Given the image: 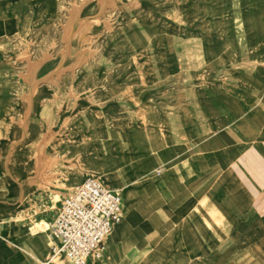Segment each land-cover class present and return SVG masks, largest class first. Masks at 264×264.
<instances>
[{
    "label": "rangeland",
    "instance_id": "rangeland-1",
    "mask_svg": "<svg viewBox=\"0 0 264 264\" xmlns=\"http://www.w3.org/2000/svg\"><path fill=\"white\" fill-rule=\"evenodd\" d=\"M262 65L264 0H30L0 38V254L47 259L61 191L95 176L123 214L88 264H264L230 171L264 151Z\"/></svg>",
    "mask_w": 264,
    "mask_h": 264
},
{
    "label": "built area",
    "instance_id": "built-area-1",
    "mask_svg": "<svg viewBox=\"0 0 264 264\" xmlns=\"http://www.w3.org/2000/svg\"><path fill=\"white\" fill-rule=\"evenodd\" d=\"M122 214L120 191L95 176L86 177L60 200L51 223V259L62 256L73 264H87L100 255Z\"/></svg>",
    "mask_w": 264,
    "mask_h": 264
},
{
    "label": "crops",
    "instance_id": "crops-1",
    "mask_svg": "<svg viewBox=\"0 0 264 264\" xmlns=\"http://www.w3.org/2000/svg\"><path fill=\"white\" fill-rule=\"evenodd\" d=\"M29 4H30V0H0V38L13 34V31L15 30V26L17 25V21L19 20V17L24 15V10H27V6ZM260 151L261 150H259L257 147L249 146V149L245 155V161H238V162L234 161L233 163H231L230 171H231L232 179L239 182V185L244 190L248 192L250 191L249 194L252 195L254 194V192L256 191L258 192L259 202H261L259 211L264 215V151L263 150H262L263 152ZM72 188H66L61 191L60 199L58 200L56 206L54 207V214L52 216L51 223L56 217L60 200L65 195V193ZM122 205H123V196H122ZM52 241L50 242V246H49L48 258L44 260L39 259L40 264H45L46 262H49V264H53L59 257H62L59 256L57 258L51 259ZM92 258L93 257L88 259L87 264L91 261ZM0 264H8L7 258L3 254H0Z\"/></svg>",
    "mask_w": 264,
    "mask_h": 264
},
{
    "label": "bare ground",
    "instance_id": "bare-ground-1",
    "mask_svg": "<svg viewBox=\"0 0 264 264\" xmlns=\"http://www.w3.org/2000/svg\"><path fill=\"white\" fill-rule=\"evenodd\" d=\"M232 49V48H231ZM232 52H233V50H232ZM235 52V51H234ZM246 61V60H245ZM251 63V62H250ZM236 64V63H235ZM232 66V65H231ZM261 66V65H260ZM262 67H263V65H262ZM264 68V67H263ZM256 72V71H255ZM254 74V73H253ZM233 77L234 78H236V76H234L233 75ZM237 79H235V80H233L231 83H230V88H229V90L231 91V93L233 94L232 95V99H233V101H235L236 100V98H235V96H236V94H238V92H237V88L238 87H241V88H243L244 90H246V89H248L249 88V83L247 82V81H245V80H240L241 81V83H237V81H236ZM244 94L241 96V100H240V104H243V105H245V106H248V105H246L245 103H244ZM235 103V102H234ZM249 108V107H248ZM252 110H253V114L256 116V117H261L262 115H263V113H262V109L260 108V106L259 105H256L255 107H250ZM249 108V109H250ZM250 109V110H251ZM236 114V113H235ZM245 116V115H244ZM262 134V133H261ZM260 137H262V136H260ZM260 139V138H259ZM255 142V141H254ZM252 143V142H251ZM250 192V191H249ZM253 206V205H252ZM264 217V216H263ZM198 219H200V218H198ZM217 223V222H216ZM264 223V222H263ZM216 227V226H215ZM207 228V227H206ZM203 229V228H202ZM263 229V228H262ZM208 231V230H207ZM210 231V230H209ZM204 232H206V231H204ZM212 236V235H211ZM215 241V240H214ZM212 245V244H211ZM223 245V244H222ZM213 246V245H212ZM220 246V245H219ZM222 247V246H221ZM258 248V247H257ZM263 255V254H262Z\"/></svg>",
    "mask_w": 264,
    "mask_h": 264
}]
</instances>
